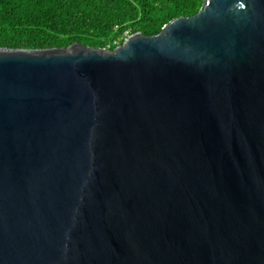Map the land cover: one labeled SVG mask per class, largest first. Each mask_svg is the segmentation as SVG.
Segmentation results:
<instances>
[{
	"label": "water",
	"instance_id": "water-1",
	"mask_svg": "<svg viewBox=\"0 0 264 264\" xmlns=\"http://www.w3.org/2000/svg\"><path fill=\"white\" fill-rule=\"evenodd\" d=\"M0 264H264V0L0 48Z\"/></svg>",
	"mask_w": 264,
	"mask_h": 264
},
{
	"label": "trees",
	"instance_id": "trees-1",
	"mask_svg": "<svg viewBox=\"0 0 264 264\" xmlns=\"http://www.w3.org/2000/svg\"><path fill=\"white\" fill-rule=\"evenodd\" d=\"M203 0H0V48L45 49L82 43L113 50L130 35L150 36Z\"/></svg>",
	"mask_w": 264,
	"mask_h": 264
}]
</instances>
